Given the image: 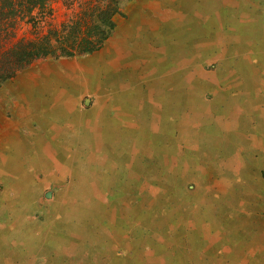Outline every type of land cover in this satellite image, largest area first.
<instances>
[{
	"label": "rangeland",
	"instance_id": "obj_1",
	"mask_svg": "<svg viewBox=\"0 0 264 264\" xmlns=\"http://www.w3.org/2000/svg\"><path fill=\"white\" fill-rule=\"evenodd\" d=\"M84 1L52 0L18 37L60 26ZM114 19L93 56L40 58L14 77L37 92L53 64L94 57L109 62L95 70L101 85H117L86 130L83 113L41 100L50 128L77 132L51 130L48 146L24 138L14 154L0 145V264H264V0H123Z\"/></svg>",
	"mask_w": 264,
	"mask_h": 264
},
{
	"label": "crops",
	"instance_id": "obj_2",
	"mask_svg": "<svg viewBox=\"0 0 264 264\" xmlns=\"http://www.w3.org/2000/svg\"><path fill=\"white\" fill-rule=\"evenodd\" d=\"M87 56L93 55L88 54ZM93 59L94 57H85V60L78 61L75 58L72 61H68L67 64L66 62H63V64L60 62L57 65L53 64L52 68L47 72H41L39 75H36V83L39 82L42 87L37 92H34L31 87L35 82L30 79L24 81L27 78L25 76L18 77L16 80H14V77L13 79L11 78V81L7 80L6 82H9V84L3 86L0 90V145H6L4 147L9 146L8 149L14 154L16 147L22 145L21 141L24 138H28L32 142L42 144L46 142V145H51L52 142L48 141V135L51 130L56 133V135L53 133L55 137H58L65 130V133L77 132L76 126L72 124H68L63 128L57 126H51L50 128L46 123L43 113L47 109L41 104V100L46 102L47 100H54L57 104L61 105L60 108L61 110L63 109L66 115L73 116L83 113L82 115L88 118L84 129L89 128L91 123L89 118L92 115L96 116L97 110H103L104 112L108 100L113 97V93L105 91L106 88L104 86L107 84L117 85L115 79L114 81H110V83L101 85V80L95 73V70L97 68H103L104 70V66L109 62L105 58L102 60L98 59L97 61H92ZM88 71H93L96 76H92V79L85 77ZM47 74L50 75L47 76ZM28 77L35 76L30 75ZM40 77L42 80H39ZM49 81L52 83L50 88L47 85V83H50ZM92 92H98V103L90 113L91 110L84 108L83 104L87 105L92 101V99L85 97L89 93L92 94ZM116 93L118 94V88H116ZM68 100L70 101L68 103H71L70 107H67L65 104ZM10 112L11 114L9 115ZM88 140L94 141L95 139L91 140V137H89ZM24 146L28 148L29 145ZM32 146L35 147L36 145ZM73 147L76 148L75 145ZM1 153L4 152L0 148Z\"/></svg>",
	"mask_w": 264,
	"mask_h": 264
},
{
	"label": "trees",
	"instance_id": "obj_3",
	"mask_svg": "<svg viewBox=\"0 0 264 264\" xmlns=\"http://www.w3.org/2000/svg\"><path fill=\"white\" fill-rule=\"evenodd\" d=\"M123 0H85L83 7L69 21L51 26L44 34L18 37L25 19H34L36 9H48L52 0H0V85L40 58L75 57L100 50L112 35L115 16ZM45 12V11H44Z\"/></svg>",
	"mask_w": 264,
	"mask_h": 264
},
{
	"label": "bare ground",
	"instance_id": "obj_4",
	"mask_svg": "<svg viewBox=\"0 0 264 264\" xmlns=\"http://www.w3.org/2000/svg\"><path fill=\"white\" fill-rule=\"evenodd\" d=\"M195 1H196V0H195ZM189 2H190V1H189ZM184 3H185V2H184ZM190 4H191V3H190ZM177 6H178V5H177ZM201 7H202V6H201ZM182 19H183V18H182ZM154 21H155V20H154ZM262 23H263V21H262ZM211 24H212V23H211ZM174 25H175V24H174ZM262 29H263V28H262ZM256 30H257V29H256ZM208 31H209V30H208ZM208 31H206V32L208 33ZM207 33H206V34H207ZM200 34H201V33H200ZM203 34H204V33H203ZM206 36H207V35H206ZM224 40H225V39H224ZM184 41H185V40H184ZM237 41H238V40H237ZM226 42L228 43V41H226ZM179 43H180V42H179ZM207 43H208V42H207ZM213 43H214V42H213ZM213 43H212V44H213ZM216 43H217V42H216ZM209 44H210V43H209ZM214 44H215V43H214ZM178 45H180V44H178ZM203 45H204V44H203ZM224 45H225V44H224ZM181 46H182V45H181ZM184 46H185V45H184ZM210 46H212V45H210ZM206 47H207V45H206ZM167 48H168V47H167ZM181 48H182V47H181ZM208 48H209V47H208ZM203 49H204V48H203ZM165 50H166V49H165ZM168 50H170V49H168ZM178 50H179V49H178ZM223 50H224V49H223ZM219 51H220V50H219ZM221 51H222V50H221ZM174 52H175V51H174ZM220 53H221V52H220ZM218 54H219V53H218ZM195 56H196V55H195ZM186 57H188V56H186ZM190 59H191V58H190ZM161 60H162V59H161ZM168 61H169V60H168ZM171 61H172V60H171ZM190 61H191V60H190ZM191 63H192V62H191ZM189 65H190V64H189ZM193 65H195V64H193ZM185 66H186V65H185ZM191 66H192V65H191ZM186 68H187V67H186ZM190 68H191V67H190ZM195 68H196V67H195ZM170 69H171V68H170ZM181 69H182V68H181ZM186 70H187V69H186ZM248 70H249V69H248ZM165 71H167V68H166V67H160V69L158 70V72H157V71H156V72H157V74H158L159 76H162L161 79H162L164 76H166V80H167L168 78L171 77L170 80L172 81V80H173L172 78H174V77L176 76L175 73L172 72V73L169 74V73H165ZM195 71H196V70H195ZM249 71H250V70H249ZM178 72H179V71H178ZM180 72H181V71H180ZM184 72H185V71H184ZM250 72H251V71H250ZM164 73H165V74H164ZM187 73H188V72H187ZM198 73H199V72H198ZM200 73H201V72H200ZM254 73H255V72H254ZM183 74H184V73H183ZM192 74H193V73H192ZM226 74H227V73H226ZM188 75H189V73H188ZM200 75H203V74L201 73ZM204 75L206 76V74H204ZM185 76H186V74H185ZM189 76H190V75H189ZM186 77H187V76H186ZM191 77H194V76H191ZM206 77H207V76H206ZM187 78H188V77H187ZM207 78H208V77H207ZM157 79H158V78H157ZM184 79H185V78H184ZM154 81H155V80H154ZM184 81H185V80H184ZM188 81H189V80H188ZM166 82H167V81H166ZM168 83H169V82H168ZM170 85H171V83H170ZM74 86H75V85H74ZM155 86H156V85H155ZM165 86H166V85H165ZM177 86H178V85H177ZM205 86H206V85H205ZM175 87H176V85H175ZM196 87H197V84H196ZM156 88H157V86H156ZM197 88H199V87H197ZM150 89H151V88H150ZM177 89H178V88H177ZM188 89H189V88H188ZM163 90H164V89H163ZM155 91H156V89H155ZM148 92H149V91H148ZM157 92H159V91H157ZM151 93H152V91H151ZM153 93H154V92H153ZM159 93H160L162 96H163V94H164V93L162 94L161 92H159ZM175 93H176V92H175ZM195 94H197V93H195ZM161 95H160V97H162ZM202 95H203V93H202ZM165 96H166V95H165ZM151 98H152V97H151ZM161 99H162V98H161ZM162 100H163V99H162ZM193 100H194V99H193ZM219 100H220V99H219ZM219 100H218V101H219ZM245 100H246V99H245ZM166 101H168V100H166ZM202 101H203V100H202ZM235 101H236V100H235ZM196 102H197V101H196ZM198 102H199V101H198ZM219 102H220V101H219ZM239 102H240V101H239ZM239 102H238V103H239ZM155 103H156V102H155ZM164 103H165V102H164ZM199 104H200V103H199ZM231 104H232V103H231ZM240 104H241V103H240ZM171 105H172V104H171ZM191 105H193V104H191ZM207 105H208V103H207ZM235 105H236V104H235ZM162 106H163V105H162ZM188 106H189V105H188ZM209 106H210V105H209ZM214 106H215V105H214ZM189 107H191V106H189ZM193 107H194V106H193ZM212 107H213V106H212ZM161 108H162V107H161ZM209 108H210V107H209ZM214 108H215V107H214ZM251 108H252V107H251ZM106 109H107V108H106ZM190 109H191V108H190ZM192 109L194 110L195 108H192ZM249 109H250V108H249ZM174 110H175V109H174ZM199 110H200V109H199ZM209 110H210V109H209ZM236 110H237V109H236ZM57 111H58V110H57ZM151 111H152V110H151ZM166 111H167V110H166ZM191 111H192V110H191ZM191 111H190V112H191ZM194 111H195V110H194ZM214 111H215V109H214ZM237 111H238V110H237ZM96 112H97V114H98V113H101V110H100V111L97 110ZM234 112H235V111H234ZM90 113H91V111H90ZM182 113H183V112H182ZM200 113H201V112H200ZM203 113H204V112H203ZM210 113H212V112H210ZM174 114H175V113H174ZM184 114H185V113H184ZM184 114H183V115H184ZM190 114H191V113H190ZM91 115H92V114H91ZM169 115H170V114H169ZM205 115H206V114H205ZM205 115H204V116H205ZM189 116H190V115H189ZM207 116H208V115H206V118H207ZM210 116H211V115H210ZM212 116H213V115H212ZM215 116H216V115H215ZM57 117H58V116H57ZM217 117H218V116H217ZM91 118H92V117H91ZM184 118H185V117H184ZM184 118H183V119H184ZM197 118L199 119V116H198ZM197 118H194V119H197ZM222 118H223V117H222ZM183 119H182V120H183ZM186 119H187V117H186ZM202 120H203V119H202ZM211 120H212V119H211ZM216 120H217V119H216ZM222 120H223V119H222ZM190 121L193 122V120L191 119V117H190ZM209 121H210V120H209ZM209 121H208V122H209ZM197 122H198V121H197ZM201 122H202V121H200V123H201ZM194 123H195V122H194ZM211 123H212V122H211ZM217 123H218V120H217ZM221 123H223V122L221 121V122H220V125H221ZM182 124H183V123H181V126H183ZM203 124H204V123H203ZM220 125H218V127H219ZM184 127H185V126H184ZM190 127H191V126H190ZM221 127H222V125H221ZM224 127H225V126H224ZM177 128H178V127H177ZM182 128H183V127H182ZM186 128H187V127H186ZM186 128H184V129H186ZM233 128H234V127H233ZM184 129H183V130H184ZM191 129H192V128H191ZM227 129H228V128H227ZM188 130H189V129H188ZM210 132H211V131H210ZM232 134H233V132H232ZM233 135H234V134H233ZM235 136H236V135H235ZM236 137H237V136H236ZM189 138H190V137H189ZM198 138H199V137H198ZM234 138H235V137H234ZM237 138H238V137H237ZM96 139H97V138H96ZM102 139H103V138H102ZM228 139H229V138H228ZM232 139H233V138H232ZM235 139H236V138H235ZM238 140H239V139H238ZM238 140H237V141H238ZM98 141H99V139H98ZM149 141H150V140H149ZM146 142H147V141H146ZM240 142H241V141H240ZM218 143H219V142H218ZM158 145H159V144H158ZM43 146H44V145H43ZM47 146H48V145H47ZM132 146H133V145H132ZM38 147H39V146H38ZM45 148H46V147H45ZM48 148H49V147H48ZM142 148H143V147H142ZM17 149H18V148H17ZM26 150H27V149H26ZM40 150H41V149H40ZM43 150H44V149H43ZM141 150H142V149H141ZM47 151H48V150H47ZM137 151H138V150H137ZM130 152H131V151H130ZM17 153H18V151H17ZM22 153H23V151H22ZM49 153H50V151H49ZM49 155H50V154H49ZM51 155H52V154H51ZM13 156H14V155H13ZM24 156H25V155H24ZM16 157H17V156H16ZM74 157H75V156H74ZM52 158H53V157H52ZM16 160H17V159H16ZM18 160H19V159H18ZM49 160H50V159H49ZM34 161H35V160H34ZM34 161H33V162H34ZM106 162H107V161H106ZM3 164H4V163H3ZM9 164H10V163H9ZM39 164H40V163H39ZM50 164H51V162H50ZM4 165H5V164H4ZM51 165H52V164H51ZM68 165H69V164H68ZM5 166H6V165H5ZM5 166H4V167H5ZM10 166H12V165H10ZM14 166H15V165H14ZM29 166H30V165H28V167H29ZM65 167H66V166H65ZM65 167H64V168H65ZM44 169H45V168H44ZM48 169H49V168H48ZM57 169H58V168H57ZM74 169H75V168H74ZM6 170H7V169H6ZM67 170H68V169H67ZM67 170H66V171H67ZM35 171H36V170H35ZM68 171H70V170H68ZM75 171H76V170H75ZM48 172H49V171H48ZM48 172H47V173H48ZM53 172H54V171H53ZM63 172H64V171H63ZM76 172H77V171H76ZM54 173H55V172H54ZM58 173H59V172H58ZM77 173H78V172H77ZM79 173H80V172H79ZM30 174H31V173H30ZM32 174H33V173H32ZM55 174H56V173H55ZM68 174H69V173H68ZM70 174H71V173H70ZM20 175H21V174H20ZM28 175H29V174H28ZM22 176H23V175H22ZM31 176H33V175H31ZM31 176H30V177H31ZM47 176H48V175H47ZM60 176H61V175H60ZM73 177H74V176H73ZM78 177H79V175H78ZM24 178H26V177H24ZM79 178H80V177H79ZM79 178H78V179H79ZM34 179H35V178H34ZM78 179H77V180H78ZM81 179H82V178H81ZM88 179H89V178H88ZM88 179H87V180H88ZM36 180H37V179H36ZM79 180H80V179H79ZM90 180H92V179H90ZM31 181H32V179H31ZM37 181H38V180H37ZM83 181H84V180H83ZM24 182H25V181H24ZM75 182H76V181H75ZM89 182H90V181H89ZM89 182H88V183H89ZM34 183H35V182L33 181V184H34ZM88 183H87V184H88ZM90 183H91V182H90ZM26 184H27V183H26ZM30 184H31V183H30ZM33 184H32V185H33ZM73 185H74V184H73ZM92 186H93V184H92ZM94 186H95V185H94ZM68 187H69V186H68ZM70 188H71V187H70ZM89 189H90V188H89ZM30 190H31V189H30ZM69 190H70V189H69ZM90 190H91V189H90ZM27 191H28V189H27ZM33 191H34V190H33ZM84 191H85V190H84ZM34 192H35V191H34ZM70 192H71V191H70ZM70 192H68V193H70ZM74 192H75V191H74ZM91 192H92V191H91ZM95 192H96V191H95ZM85 194H86V193H85ZM27 195H28V194H27ZM68 195H69V194H68ZM69 196H70V195H69ZM94 196H95V195H94ZM26 197H27V196H26ZM29 197H30V196H29ZM32 197H33V196H32ZM31 199H32V198H31ZM66 199H67V198H66ZM69 199H70V198H69ZM71 200H72V199H71ZM62 202H63V201H62ZM65 203H66V202H65ZM66 205H68V203H67ZM74 205H75V204H74ZM68 206H69V205H68ZM70 206H71V205H70ZM60 207H61V206H60ZM75 207H76V206H75ZM59 209H60V208H59ZM30 210H31V209H30ZM66 211H67V210H66ZM66 211H65V212H66ZM88 211H89V210H88ZM60 212H61V211H60ZM51 213H52V212H51ZM76 213L78 214V217H81V218H82V214H83V213H81L80 210H77V212H74L75 215H76ZM66 214H67V213H66ZM66 214H65V215H66ZM91 215H92V214H91ZM25 216H26V215H25ZM63 216H64V215H63ZM17 218H18V217H17ZM26 219H27V218H26ZM59 219H60V218H59ZM61 219H62V218H61ZM64 219H65V218H64ZM79 219H80V218H79ZM79 219H78V221H79ZM20 221H21V220H20ZM56 221H57V220H56ZM47 223H48V222H47ZM91 224H92V223H91ZM67 226H68V225H67ZM28 227H29V226H28ZM48 228H49V227H48ZM58 228H59V227H58ZM27 229H28V228H27ZM39 229H41V228H39ZM100 229H101V228H100ZM29 230H30V229H29ZM36 230H37V229H36ZM42 230H43V229H42ZM84 230H85V228H84ZM31 231H32V229H31ZM77 231L80 232V234L77 233V235H79V236H80V235L83 236L84 232L82 233V231H81L80 229H77ZM102 231H105V230L102 229V230H101V233H102ZM118 231H119V230H118ZM34 232H36V231H34ZM42 232H43V231H42ZM91 232H92V231H91ZM121 232H122V231L120 230V231L118 232V235H119ZM24 234H25V233H24ZM73 234H74V233H73ZM27 237H28V236H27ZM35 239H36V238H35ZM25 243H26V242H25ZM37 248H38V247H37ZM64 249H65V248H64ZM78 251H79V250H78ZM76 252H77V251H76Z\"/></svg>",
	"mask_w": 264,
	"mask_h": 264
}]
</instances>
